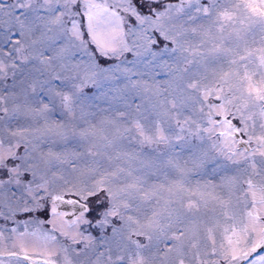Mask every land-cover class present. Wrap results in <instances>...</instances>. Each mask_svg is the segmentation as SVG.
Segmentation results:
<instances>
[{"label":"snow or ice","instance_id":"snow-or-ice-1","mask_svg":"<svg viewBox=\"0 0 264 264\" xmlns=\"http://www.w3.org/2000/svg\"><path fill=\"white\" fill-rule=\"evenodd\" d=\"M0 264H264V0H0Z\"/></svg>","mask_w":264,"mask_h":264}]
</instances>
